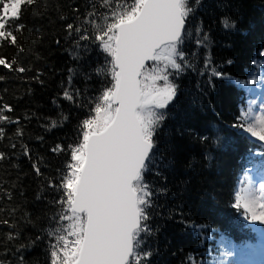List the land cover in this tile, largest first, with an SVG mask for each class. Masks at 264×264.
Segmentation results:
<instances>
[{
	"label": "trees",
	"instance_id": "16d2710c",
	"mask_svg": "<svg viewBox=\"0 0 264 264\" xmlns=\"http://www.w3.org/2000/svg\"><path fill=\"white\" fill-rule=\"evenodd\" d=\"M38 4L22 14L24 51L0 47L5 58L18 61L14 68L26 69L0 66V114L11 120L0 121V221H9L0 223V264H51L55 239L48 233L68 222L58 221L66 207L55 203L62 190L48 185L60 183L70 162L68 146L82 142V122L95 115L97 98L111 80L107 54L92 39L99 32L89 14L103 21L110 8L117 10L116 0ZM224 16L235 22L234 29L223 27ZM191 22L202 25L201 34L211 44L197 46L190 37L182 45L183 70H169L178 92L158 129L157 166L145 173L154 194L147 221L151 230L138 245L151 255L141 264H221L222 248L254 247L264 232V225L253 231L250 218L233 207L243 177L264 176V141L244 131L264 95L259 75L264 71V0H202ZM68 24L89 34V41L70 33ZM213 67L234 79L255 78L257 84L238 89L216 77L210 83ZM85 75L91 78L86 81ZM217 129L230 140L215 143ZM57 145L65 151L53 152ZM160 156L167 158L164 168H159Z\"/></svg>",
	"mask_w": 264,
	"mask_h": 264
},
{
	"label": "snow or ice",
	"instance_id": "6c2138e0",
	"mask_svg": "<svg viewBox=\"0 0 264 264\" xmlns=\"http://www.w3.org/2000/svg\"><path fill=\"white\" fill-rule=\"evenodd\" d=\"M31 6L38 7V0H0V47L12 46L24 51L25 25L21 18ZM201 6L202 0L194 3L189 0H116L117 10L110 8L103 21L94 13L89 14L90 23L99 32L92 39L98 41L96 47H102L107 54L105 65L110 64V67L105 70L111 80L108 81L110 86L97 98L95 115L82 122V142L76 147L68 146L70 162L62 171L60 183L49 182L48 185L62 190L61 199L55 203L66 207L61 208L58 221L68 222L66 226L55 224L48 233L55 239L50 246L51 264H131L133 258L135 264H141L151 255L142 246L138 247L142 234L151 230L147 221L154 193L145 180V173L157 166L158 129L168 116L166 109L177 97L178 85L170 80L173 73L169 70H183L186 56L182 45L190 37L195 36L197 46L211 44L209 36L201 34L202 25L191 22ZM221 23L225 29L236 26L228 16H224ZM67 28L70 33H78L81 41H89V34L80 28L72 24ZM17 63L0 53V66L25 72L24 67L14 68ZM205 66L208 67L209 62L206 61ZM259 75L264 83V71ZM211 77L227 79L238 89L246 88L249 83L257 84L255 78L234 79L214 67L210 83ZM90 78L85 75L86 81ZM3 79L0 76V80ZM64 95L73 100L67 91ZM3 107L12 111L9 106ZM5 120L11 122L10 117L0 114V121ZM244 131L264 141V112L252 117ZM220 132L222 130H216L215 143L230 140ZM0 135H3L2 127ZM52 151L65 149L57 145ZM3 158L4 154L0 153V159ZM167 163V158L160 156L159 168L166 167ZM33 167L40 174L39 167ZM233 207L242 209L246 220L250 216L249 224L257 231V223L264 225V183L259 188L252 183L242 187ZM224 255L232 256V249Z\"/></svg>",
	"mask_w": 264,
	"mask_h": 264
},
{
	"label": "rangeland",
	"instance_id": "374dc122",
	"mask_svg": "<svg viewBox=\"0 0 264 264\" xmlns=\"http://www.w3.org/2000/svg\"><path fill=\"white\" fill-rule=\"evenodd\" d=\"M262 97L263 99L262 102H260L258 105L259 110L256 113V116L264 112V95ZM248 183H252L257 188H259L260 184L264 183V177L250 178L248 175H245L240 183L238 193L240 189ZM260 226L262 225H260L259 223L255 225V227L261 229ZM259 233H260V237L254 247L241 248L239 246H234L233 248H231L233 252L232 256L224 255V253L227 250L225 248H222L223 255L220 261L221 264H264V232H259Z\"/></svg>",
	"mask_w": 264,
	"mask_h": 264
},
{
	"label": "water",
	"instance_id": "95a60500",
	"mask_svg": "<svg viewBox=\"0 0 264 264\" xmlns=\"http://www.w3.org/2000/svg\"><path fill=\"white\" fill-rule=\"evenodd\" d=\"M151 62H148V64H150Z\"/></svg>",
	"mask_w": 264,
	"mask_h": 264
}]
</instances>
